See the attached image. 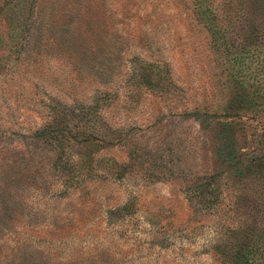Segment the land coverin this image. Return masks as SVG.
Returning <instances> with one entry per match:
<instances>
[{
	"label": "rangeland",
	"instance_id": "1",
	"mask_svg": "<svg viewBox=\"0 0 264 264\" xmlns=\"http://www.w3.org/2000/svg\"><path fill=\"white\" fill-rule=\"evenodd\" d=\"M197 8L0 0V264H225L216 244L260 224L264 84L241 48L264 0ZM206 181L218 200L200 209Z\"/></svg>",
	"mask_w": 264,
	"mask_h": 264
},
{
	"label": "trees",
	"instance_id": "2",
	"mask_svg": "<svg viewBox=\"0 0 264 264\" xmlns=\"http://www.w3.org/2000/svg\"><path fill=\"white\" fill-rule=\"evenodd\" d=\"M196 1L198 3V8L196 9L197 13H205L206 9L202 8L203 0ZM248 26L252 33V37L249 40L251 49L248 46H244L241 50H247L249 52V54L246 55L251 58V63L249 65L251 66L254 64L251 66L252 69H250L251 76L254 82L261 87L262 84H264V50L261 52L262 54H260L257 49L258 44L264 39V25L262 21L257 22L253 19L248 23ZM240 64H243V61L238 59L239 67L237 69V74L241 77L244 74V67L240 66ZM239 81L243 82V78H240ZM242 96L243 94L240 92L235 93L236 99ZM221 126L217 136V155L221 161L227 163L228 167L238 169L245 162L244 152L236 148L232 123L230 121H221ZM235 172L236 175H238V172ZM210 182L211 181H206L199 185L190 186V188H198L196 195L194 193L190 194L189 200H194L200 209H211L218 200V193L215 187L212 185L210 186ZM254 209L256 212H260L262 217L260 219V224L254 227L252 234H245L246 239H243V242H231L228 244L222 242L216 244V249L220 251L221 260L225 264H264V208L261 206L258 208L256 205ZM254 219L255 221L257 220L256 217H254ZM24 261L25 260H22L20 264H25Z\"/></svg>",
	"mask_w": 264,
	"mask_h": 264
}]
</instances>
